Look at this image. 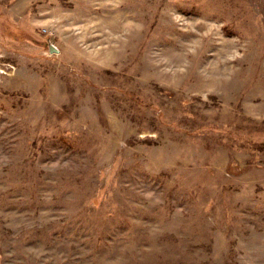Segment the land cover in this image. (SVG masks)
<instances>
[{"label":"rangeland","instance_id":"obj_1","mask_svg":"<svg viewBox=\"0 0 264 264\" xmlns=\"http://www.w3.org/2000/svg\"><path fill=\"white\" fill-rule=\"evenodd\" d=\"M0 264H264V0H0Z\"/></svg>","mask_w":264,"mask_h":264},{"label":"water","instance_id":"obj_2","mask_svg":"<svg viewBox=\"0 0 264 264\" xmlns=\"http://www.w3.org/2000/svg\"><path fill=\"white\" fill-rule=\"evenodd\" d=\"M50 50H53V48L50 46Z\"/></svg>","mask_w":264,"mask_h":264}]
</instances>
